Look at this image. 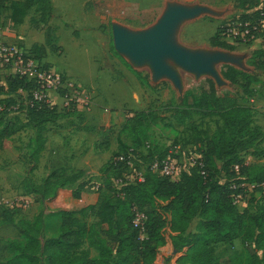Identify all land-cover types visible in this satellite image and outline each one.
Listing matches in <instances>:
<instances>
[{
	"label": "rangeland",
	"instance_id": "obj_1",
	"mask_svg": "<svg viewBox=\"0 0 264 264\" xmlns=\"http://www.w3.org/2000/svg\"><path fill=\"white\" fill-rule=\"evenodd\" d=\"M9 1L6 8L0 10V27L15 32L22 38L28 37L31 31L26 26L18 30L12 29L9 21V19L12 20L10 11L17 0ZM218 1L222 2V8L226 5L232 7L233 3L235 4V0ZM238 1L242 6L249 0ZM257 1L260 3L262 0L246 2L244 11L255 9L253 4ZM85 2L87 8L82 17L83 20L77 18L76 25L66 28L64 24L55 22L53 29L51 28L52 32L35 33L31 37L34 39L31 40L33 43L28 44L27 48L24 43L12 46L25 54L32 49V53L29 54L30 59L37 57L39 46L43 47L45 56L41 59V63L47 64L49 68L80 85L88 97V109L97 105L100 110H107V113L92 114L93 119L85 121L86 118L83 115L88 109L68 111L62 108L61 102L55 106L58 113L55 119L37 124V120L29 119L26 108L28 102L15 97L17 104L6 112L5 119L14 122L17 132L7 142L6 148L0 150V264H11L17 252L16 247L26 241L28 229L24 228V224H29L41 247L47 239L56 237L58 234L59 217L53 212L52 203L49 201L44 203L39 197L31 195L33 188L28 184V181L37 183L44 177L42 173L36 176L37 173L32 172L34 168L30 170V167L36 169L40 164L38 153H36L39 145L36 136L39 135L40 142L44 143L43 138H45V143H49L50 149L48 148L47 152L48 163L51 166L63 165L67 168L65 171L76 170L78 166H71L67 159L70 155H73L70 157L71 160H74V156L79 158L82 155L83 163L79 166L86 165V172L82 177L81 185L86 186V194L93 196L91 199L87 196V201L89 203L96 201V203L88 207L74 204L79 194L74 187L69 186L66 189L71 196H67L64 208L72 211L71 213L87 227H95L102 221V215L106 213H101L102 203L107 202V198L113 195L108 186L109 183L107 184L108 181L103 177V169L106 165L108 166L110 160H114L115 155L123 154L128 157L131 163L130 169L126 171L128 176L136 177L140 173L144 178L146 176L162 177L152 167L169 156L176 166V182L190 181L199 175L193 163L194 158L202 157L207 141L215 139L221 131V122L216 117L192 114L181 123L177 120L178 114L174 111L193 108L187 89L194 86V83L201 78L181 70L179 91L166 82L151 81L150 84L145 71L134 66L114 46L111 25L121 24L122 20L110 17L111 11L106 9L105 4H102L105 5L103 7L100 4L96 16L94 11H89L91 1L85 0ZM200 2L218 5L215 3L216 0H200ZM233 12L231 13L236 17L243 11H236V14ZM29 14L34 15L32 12ZM153 14L154 11L149 15V19ZM232 14H226L222 20L206 16L186 24L180 30V42L186 48L211 49L209 39L223 22L227 23L234 18ZM0 45L8 46L1 42ZM233 48V52L228 53L231 64L227 65L239 75L231 86L221 76L216 80L215 85L219 91L235 90L238 103L250 106L253 110L252 127L258 125L264 132V66L256 64L255 55V52L260 49L259 43L233 45ZM217 70L220 72V67ZM10 74V67L0 64V87L4 85V78ZM241 74L254 75L257 83H249V80L242 78ZM245 83L251 84L249 96L242 92V86ZM5 98L0 95V99ZM51 117L54 118V115ZM86 124H93L96 127L93 128V134H89V138L86 136L73 138L71 131L88 128ZM52 129H59V131H52ZM232 136L235 137L236 134ZM239 159L249 167L264 166V140L256 147L242 151ZM214 168L220 184L243 186V189L240 188L242 199L234 204L238 213L248 212L254 215L264 209V183L247 184L245 178L239 176L237 166L233 168L235 171L233 174L224 171L223 161L216 160ZM122 182L124 183L125 180ZM99 186L102 190L98 189ZM116 191L117 195H122V190ZM121 219L115 215L112 217L117 224ZM199 222L200 219L196 217L183 237L190 238L195 235ZM103 226L107 227V224L103 222ZM166 241V245L160 249L161 260L158 264L174 262L171 241L169 238ZM239 251V242L233 241L212 244L207 254L215 260L223 261L232 258ZM89 252L91 258L97 257L96 251ZM258 255L261 256V252H258ZM38 258L40 264L45 263L42 255Z\"/></svg>",
	"mask_w": 264,
	"mask_h": 264
},
{
	"label": "trees",
	"instance_id": "obj_2",
	"mask_svg": "<svg viewBox=\"0 0 264 264\" xmlns=\"http://www.w3.org/2000/svg\"><path fill=\"white\" fill-rule=\"evenodd\" d=\"M9 2L0 0V10L5 9ZM246 2L253 3V0ZM246 2L241 6L235 0L234 9L244 11ZM260 3H264V0ZM260 3L254 2L253 6L257 7ZM29 12L34 14L30 18L32 30L52 32L48 26L52 16L50 0H17L11 6L12 22H21ZM219 30L220 26L209 39V45L232 52L233 46L219 39ZM38 49L39 54L33 59L41 62L45 50L40 46ZM30 53L32 49L26 58L30 57ZM255 55L256 64L264 66V49H259ZM43 66L49 68L47 64ZM220 73L230 86L239 75L227 64L220 66ZM241 77L248 79L249 83H257L254 75L241 74ZM4 82L5 86L0 87V95L6 97L0 99V150L6 148L7 142L17 132L14 122L6 120L5 114L16 106V96L22 98L18 90L25 93V99L22 98L24 102L30 101L34 89L33 82L14 75L5 77ZM249 83L242 86V92L248 96L252 84ZM187 94L193 108L174 111L178 114V122H183L192 114L216 117L221 122V131L215 139L207 141L202 152L205 177L198 175L190 181L172 182L164 177L146 176L143 183L121 189L120 197L113 180L121 176L122 165L114 166L110 160L103 169V177L108 181L113 195L101 205L103 211L100 212H106L102 215V221L95 227H87L76 215L61 211L58 214L57 236L47 239L42 247L26 223V241L16 247L17 252L11 264H40L39 255L45 258L44 264H158L161 260L160 249L166 245L167 238L172 244L173 264H264V209L254 215L238 213L231 198L234 192L230 190V184H220L214 168L216 160L223 161L224 171L233 174V168L237 166L239 176L244 177L247 184L264 183V166L249 167L239 159L242 151L254 148L264 140V132L258 125L252 127L253 110L250 106L238 103L237 93L233 89L219 91L213 80L203 77L187 89ZM26 108L29 119L37 120V124L55 119L58 114L55 106L27 105ZM83 130L91 132L94 129ZM36 141L39 144L36 149L38 153L43 142L39 141V135ZM57 186L58 183L47 181L40 187H32V192L43 198L50 197ZM98 189L102 190L100 186ZM240 190L235 193H240ZM134 207L146 216L142 240L132 225ZM114 215L122 218L119 224L112 220ZM196 217L200 219L197 233L190 238L183 237ZM103 222L107 227L103 226ZM233 241L239 242L240 251L232 258L218 261L207 254L212 244ZM90 250L96 251L97 257L91 258ZM258 252H261V256Z\"/></svg>",
	"mask_w": 264,
	"mask_h": 264
},
{
	"label": "crops",
	"instance_id": "obj_3",
	"mask_svg": "<svg viewBox=\"0 0 264 264\" xmlns=\"http://www.w3.org/2000/svg\"><path fill=\"white\" fill-rule=\"evenodd\" d=\"M90 12L94 11L97 16V9L100 4H105L106 9L111 11L110 17L118 18L119 21L122 20L123 23H113L111 25L112 33L118 30L125 36L132 39H146L155 37L158 46L162 49L160 51H153L150 54H145L140 56L138 60H135L127 53H121L125 56L134 66L145 71V75L149 78V83H169L175 90L179 91L180 83V73L181 70L187 71L189 75L199 77V78H209L216 83L218 78H220L221 73L217 70L222 64H231L229 62L228 53L226 51L217 47L210 48H186L180 42V30L186 25L195 20L203 17H209L212 19H223L226 14H232L235 12L234 3L232 7H227V5L222 8L221 1L216 0L214 4H202L200 0H90ZM52 7V16L48 22V26L53 29V24L59 22L64 24L66 28H71L70 25H76V19L83 20L82 17L86 11L85 0H50ZM105 5H102L105 6ZM229 5V3H228ZM121 10V12H119ZM154 11V14L149 19V15ZM150 12V13H149ZM233 12V13H234ZM31 13V12H29ZM27 13L21 22L14 23L11 19L10 25L12 29L18 30L21 27L26 26L30 29L28 37L22 38L15 32H10L4 30L0 27V42L8 46H14L15 44H23L28 47V44L33 43L31 37L35 33H41L34 31L30 28V18L32 15ZM231 16H235L232 14ZM12 30V31H14ZM33 32V33H32ZM45 33V32H43ZM37 38V37H36ZM22 40V43L20 41ZM39 44V43H38ZM233 52V51H232ZM219 76V77H218ZM222 77V76H221ZM5 86V82L4 85ZM151 86V85H150ZM49 102L52 106H58L62 101L55 93H49ZM99 112L107 113V110L102 109L95 105L92 106L83 117L86 118L85 121L93 119L92 114H99ZM90 118V119H89ZM96 118V117H95ZM100 118V117H99ZM86 123V122H84ZM88 128H96L94 125H85ZM83 129V128H82ZM49 130V129H48ZM59 129H52V131ZM262 130V129H261ZM93 131H84L73 129L71 131L72 137L75 136H86L89 138V134ZM46 133V132H45ZM56 134V133H55ZM93 134V133H92ZM96 135V133H95ZM44 143L41 151L38 152V168L32 169V172L39 175L43 174V179L39 180L37 183L35 181H28L29 185L34 188L42 186L45 182L49 181L51 184L58 183L54 194L50 197H41L35 192H31V195L40 197L42 202H51L54 208V213L56 215L61 211L72 212L64 208L65 200L68 195L71 196L70 192L67 191V187L72 186L77 190L76 203L80 207H88L95 205V203H89L87 201V196L89 194L85 193L86 186L81 185L83 183L82 177L86 172V165L79 166L83 163L82 155L74 156V160H71L70 155L67 159L71 166H78L76 170H66L62 166H51L48 163V148L50 149L49 143H45L46 139L43 138ZM46 147V149H45ZM106 152V150H102ZM40 155V156H39ZM67 156V154L65 155ZM63 157H61L62 159ZM65 163L66 160H65ZM78 164V165H77ZM62 167V168H61ZM64 170V171H63ZM71 173V175H68ZM68 175V176H67ZM35 176V175H34ZM70 178V179H68ZM90 199L93 196H89ZM57 208V210L55 209ZM48 212V211H47Z\"/></svg>",
	"mask_w": 264,
	"mask_h": 264
},
{
	"label": "built area",
	"instance_id": "obj_4",
	"mask_svg": "<svg viewBox=\"0 0 264 264\" xmlns=\"http://www.w3.org/2000/svg\"><path fill=\"white\" fill-rule=\"evenodd\" d=\"M218 37L221 41L232 46L259 43L260 49H264V3H260L255 9L243 11L226 24L220 26ZM0 64L10 67V75L25 78L34 83L30 101L27 100V105L29 106L44 104L47 107H51L48 95L49 93H55L62 101L63 109L85 111L89 107L86 92L80 85L52 68H45L41 62L26 58V54L20 49L0 45ZM18 93L25 99V93L22 90H18ZM1 110L2 107H0ZM112 163L114 166L117 164L122 165L121 176L113 180L116 190L120 191L123 187L144 182L145 178L140 173L136 177L127 175L126 171L130 169L131 163L126 155H117ZM193 163L198 170V174L201 177H205V165L202 157L196 156ZM152 168L157 170L160 176L176 182V166L169 156L160 163H155ZM122 180H125V182L123 183ZM240 188L243 189V186L230 185V190L234 192L231 195L233 204L242 199L241 193H235ZM132 215V225L138 230L142 240L144 238L146 216L135 207L132 209Z\"/></svg>",
	"mask_w": 264,
	"mask_h": 264
},
{
	"label": "water",
	"instance_id": "obj_5",
	"mask_svg": "<svg viewBox=\"0 0 264 264\" xmlns=\"http://www.w3.org/2000/svg\"><path fill=\"white\" fill-rule=\"evenodd\" d=\"M113 41L114 46L120 53H127L135 60H138L140 56L145 54H150L153 51L162 50L157 42L155 37L146 38V39H132L128 36H125L118 30L113 32Z\"/></svg>",
	"mask_w": 264,
	"mask_h": 264
}]
</instances>
